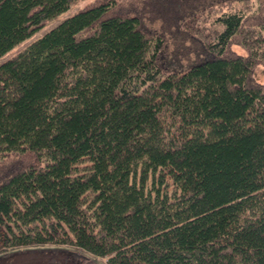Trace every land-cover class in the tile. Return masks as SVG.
<instances>
[{"label": "trees", "instance_id": "obj_1", "mask_svg": "<svg viewBox=\"0 0 264 264\" xmlns=\"http://www.w3.org/2000/svg\"><path fill=\"white\" fill-rule=\"evenodd\" d=\"M75 1L0 0V57ZM177 34L204 55L174 61ZM258 64L264 0H95L6 57L0 249L264 264Z\"/></svg>", "mask_w": 264, "mask_h": 264}, {"label": "rangeland", "instance_id": "obj_2", "mask_svg": "<svg viewBox=\"0 0 264 264\" xmlns=\"http://www.w3.org/2000/svg\"><path fill=\"white\" fill-rule=\"evenodd\" d=\"M94 1L76 0L68 10L0 57V62L61 22L69 14ZM235 48L238 51H243L238 46H235ZM170 50L175 55L174 61L176 60L178 64H187L204 55L200 43L190 35H173L171 37ZM254 77L258 81L264 82V64H258L255 67ZM0 264H108V262L106 257L97 256L70 245L47 243L0 249Z\"/></svg>", "mask_w": 264, "mask_h": 264}]
</instances>
